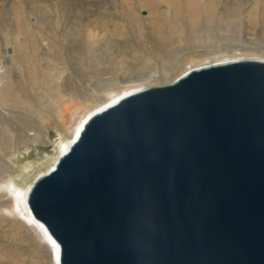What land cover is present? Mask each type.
<instances>
[{
    "label": "water",
    "instance_id": "1",
    "mask_svg": "<svg viewBox=\"0 0 264 264\" xmlns=\"http://www.w3.org/2000/svg\"><path fill=\"white\" fill-rule=\"evenodd\" d=\"M27 202L60 264H264V59L94 112Z\"/></svg>",
    "mask_w": 264,
    "mask_h": 264
},
{
    "label": "rangeland",
    "instance_id": "2",
    "mask_svg": "<svg viewBox=\"0 0 264 264\" xmlns=\"http://www.w3.org/2000/svg\"><path fill=\"white\" fill-rule=\"evenodd\" d=\"M239 58L264 59V0H0V264H58L8 184L28 190L92 111Z\"/></svg>",
    "mask_w": 264,
    "mask_h": 264
},
{
    "label": "bare ground",
    "instance_id": "3",
    "mask_svg": "<svg viewBox=\"0 0 264 264\" xmlns=\"http://www.w3.org/2000/svg\"><path fill=\"white\" fill-rule=\"evenodd\" d=\"M101 16H102V15H101ZM100 18H101V17H100ZM138 89H141V88L132 89V90L126 91V92H124V93H121L120 95H118L117 97H115L114 99H112L111 101L105 103L104 105H102V106H100L99 108H97V109H95L94 111H92V112H91V113L85 118V120L82 122V124L80 125L79 129H78L77 132L74 134V136L72 137V139L68 142V144L66 145V148L62 151V153H61L60 155H62L63 153H65V152H67V151L69 150V148L71 147L72 143L75 141V139H76L77 136L79 135V132H80V130H81V128H82L84 122L86 121V119H87L91 114H93L94 112H97V111H99V110H101V109H104L105 107H108V106H110V105H112V104H114V103H116V102H117L120 98H122L123 96H125V95H127V94H129V93H131V92H134V91H136V90H138ZM60 155L58 156V158L60 157ZM58 158H57V160H58ZM57 160L55 161V163H54V164H53L48 170H46L45 172L41 173V175H42V174H45V173H47L49 170H51V169L55 166ZM36 179H37V178H36ZM36 179H35V180H36ZM34 182H35V181H34ZM34 182H33V183H34ZM33 183H32V185H33ZM32 185H31V187H32ZM8 187H10V191L15 192L16 194H18V196H17V201H18V203H19V202H22V204H23V209H24V211H25V214H26V217L28 218V220L34 221V223L37 225V227L39 228V230L43 233L44 237L46 238V240H47V244H48L49 246H53V248H55V252L57 251L58 264H60V262H59V245H58V243H57V242L53 239V237L49 234V232L47 231V229H46V227L44 226V224H43L42 222L38 221V220L33 216L32 212H31V210H30V208H29V206H28L27 197H28V194H29V191H30L31 187H29V189L25 191L22 187L17 186V185H16L15 183H13V182H12L11 184H8ZM18 205H20V204H18ZM10 250L14 252L13 255H16V254L19 253V252H18V249L14 248V247L10 248Z\"/></svg>",
    "mask_w": 264,
    "mask_h": 264
},
{
    "label": "snow or ice",
    "instance_id": "4",
    "mask_svg": "<svg viewBox=\"0 0 264 264\" xmlns=\"http://www.w3.org/2000/svg\"><path fill=\"white\" fill-rule=\"evenodd\" d=\"M34 221H29V223H33Z\"/></svg>",
    "mask_w": 264,
    "mask_h": 264
},
{
    "label": "built area",
    "instance_id": "5",
    "mask_svg": "<svg viewBox=\"0 0 264 264\" xmlns=\"http://www.w3.org/2000/svg\"><path fill=\"white\" fill-rule=\"evenodd\" d=\"M1 81H2V80H1V77H0V84H1Z\"/></svg>",
    "mask_w": 264,
    "mask_h": 264
}]
</instances>
